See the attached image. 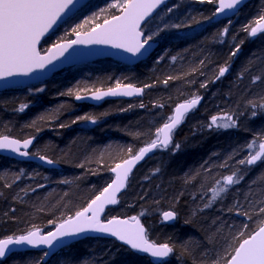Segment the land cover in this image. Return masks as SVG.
I'll list each match as a JSON object with an SVG mask.
<instances>
[{"label": "trees", "instance_id": "1", "mask_svg": "<svg viewBox=\"0 0 264 264\" xmlns=\"http://www.w3.org/2000/svg\"><path fill=\"white\" fill-rule=\"evenodd\" d=\"M108 2L92 0L45 39L40 50L61 42L57 37L71 39L78 24H83L79 31L85 32L116 15L119 10L107 9L92 17ZM167 5L175 6L171 25L188 26L160 32L154 38L159 42L156 50L137 64L125 66L104 59L79 70L58 72L43 84L0 93V135L34 136L32 151L61 165L59 170L46 169L0 156V239L34 229L47 232L84 208L110 181L112 166L155 139L156 129L168 121L175 105L194 95L202 99L175 130L169 149L155 150L134 170L119 202L104 217L135 216L145 224L150 239L174 244L172 255L157 264H212L229 226L241 227L244 222V217L236 214V203L245 212L260 206L256 201L264 200V163L249 168L238 161L249 154L247 142L258 133L264 136V109L248 104L264 98V34L248 35L254 25L250 22L264 14V0H252L233 18L218 22L212 21L216 3L170 0ZM237 45L239 51L233 56ZM225 64L229 71L214 79ZM257 75L262 78L253 83ZM117 78L144 87V94L107 100L99 106L74 101L75 92L110 87ZM22 104L27 107L21 111ZM224 113L234 114L238 127L210 129V118ZM85 116L95 123L77 119ZM177 143L181 147L173 152ZM234 149L242 150L227 160ZM226 162L229 167L221 168ZM235 167L244 176L242 182L201 211L207 202L201 197L211 195L208 189L214 180L231 174ZM157 168L159 172L154 171ZM192 176L196 178L185 183ZM253 180L256 183L250 187ZM166 210L177 213L174 223L162 222L160 215ZM259 226V219L253 217L248 231ZM185 241H189L187 252L181 247ZM205 252L207 256L202 255ZM42 256L41 251H18L0 264H154L145 254L101 238L75 242L46 262Z\"/></svg>", "mask_w": 264, "mask_h": 264}, {"label": "snow or ice", "instance_id": "2", "mask_svg": "<svg viewBox=\"0 0 264 264\" xmlns=\"http://www.w3.org/2000/svg\"><path fill=\"white\" fill-rule=\"evenodd\" d=\"M200 2H204V0H200ZM207 2L215 4L217 0H207ZM164 3L165 0H112V2L107 3L106 8H100L99 12H93L92 17L96 18L107 11V9H118L120 15H112L110 19H104L103 24H96L87 33L79 31L83 24L76 25L72 29L76 39L68 40L65 37H57V41L61 42L52 43L49 48L43 49L46 54L41 55V50L38 49L37 45L42 43V38L47 39L54 33L57 24L66 15L65 10H70V6L75 4V0H0V79L9 78L19 73L27 74L33 72V69H45L46 65L51 64L58 56H63L73 45L110 44L116 48H123L132 57L141 55L143 54L142 50H146V46L161 31L169 27L179 29L188 26L183 23L165 24L164 29L157 26L156 31L143 35L141 39L142 33L146 31L145 25L148 20L157 14V10ZM240 3L241 0H218V7H216L212 15L226 14V10L234 12ZM167 11L171 13L173 8H168ZM204 19L208 20L210 17H204ZM87 20L88 18L86 17L85 21ZM193 22L199 23L196 20ZM250 23H254L255 26L251 27V31L248 32L249 37L264 34V14H261ZM247 28L248 26L246 25L245 31H247ZM227 30V27H225L224 32L226 33ZM241 43L243 42L241 41ZM239 47L240 45L236 46L232 53L233 56L238 53ZM228 71L229 67L227 64L219 67L218 74L214 79H219ZM261 78L260 75L253 76L252 81L255 83ZM206 86V83L201 84V88ZM145 87L149 86L145 85ZM37 91H41V89H37ZM141 91L142 89L134 88L131 84L121 86L117 83L116 88L109 89L107 93L98 92L93 98L98 100L106 95L117 94L131 96ZM70 93L71 90H69ZM82 98L79 95L76 97L78 100ZM201 99L202 97L199 95H194V98L177 104L174 114L167 118L168 122L156 129V138L151 143L141 147L135 155H130V158L124 160L122 164H117L112 168L111 172L115 173L116 178L111 183H108L107 187L99 191V194L88 203L86 208L82 211H77L74 218L69 217L59 224L55 231H49L46 235H41L40 230L36 229L35 231L27 232L26 235L6 236L0 239V258L6 257L9 253L15 251L17 247L45 245L47 250L44 252V256L40 258L43 260L53 250L76 242L77 238L87 233L114 237L125 245L130 246L132 250L149 254L154 258V264L164 258H168L174 252L175 245L170 246L167 241L159 243L150 240L145 227L137 217H131L130 219L133 223L130 224L129 220L120 219L117 216L105 221L102 219L101 214L105 213L106 205H116L119 202L117 194L122 189H125L126 181L133 170V166L144 159L146 154L152 153L154 150L169 149L173 142L174 130L186 119L187 114L198 106ZM248 104L253 109H264V98L259 101L249 100ZM26 107L27 105L22 104L20 110L22 111ZM161 107L163 106L161 105ZM256 114V111L252 112L253 117ZM77 119L91 120L95 123V120L87 116L78 117ZM208 127L210 129L215 127L216 129L228 130L237 128L238 123L237 119L234 118V114L224 113L223 115L212 116ZM31 143L32 140H24L23 148L27 149ZM20 146L19 140L9 139L7 136L0 137V150L8 149L25 157L37 155V153L20 151ZM180 147V144L177 143L172 148V151H178ZM246 148L249 154L244 159H240L238 165H247L251 168L258 163H264V136L259 133L256 134L251 141L247 142ZM241 150L234 149L232 154L227 157V160H231ZM131 152L132 149L129 148V153ZM38 158L47 164L55 163V161L48 159L44 155H39ZM220 167L227 169L229 165L226 162L221 164ZM154 171L159 172V168ZM196 175L198 176L199 172ZM145 178L147 179V177ZM195 178L196 176L187 178L185 183H189ZM16 179L19 180L20 176L17 175ZM243 179L244 176L240 174L239 167H235L231 174L215 179L213 186L208 189L211 195L208 196L206 193L205 196L201 197L202 199H207V202L203 204V208L200 210L212 207L218 200L223 199L233 186L240 184ZM64 182L67 183V181ZM255 183L256 181L253 180L250 183V187ZM38 187H42V185H38ZM201 187L203 188V185ZM256 204L260 206H254L251 211L245 212L241 211L239 202L236 203V214L243 216L244 222L241 227L229 226V233L222 238V247L215 250L216 257L212 264H264V200L256 201ZM89 212H91V215H87ZM195 214L196 210L194 209L192 215ZM176 216L177 213L175 211H165L162 214V222L172 221ZM253 217L259 219L260 226L258 230L249 232V224ZM245 236L247 238H244ZM188 243L189 241H185L181 245L186 252L188 251ZM236 244L238 246H234ZM202 255L207 256L208 253L205 252Z\"/></svg>", "mask_w": 264, "mask_h": 264}, {"label": "water", "instance_id": "3", "mask_svg": "<svg viewBox=\"0 0 264 264\" xmlns=\"http://www.w3.org/2000/svg\"><path fill=\"white\" fill-rule=\"evenodd\" d=\"M91 0H75V4L73 6H70V10H65L66 11V15H64V18L57 24L56 28H55V31L60 27L62 26L69 18H71L72 16H74L81 8H83L88 2H90ZM170 0H165V3L164 5H161L159 7V9L157 10V13L162 9L164 8L168 2ZM252 0H241V3L236 7L235 11L234 12H228L226 10V14H217L216 16H213L212 18V21L213 22H218V21H222V20H227V19H231L233 18L234 16H236V14L246 5L248 4L249 2H251ZM216 7H218V0L216 2ZM116 15H120V12L117 13ZM154 17V16H153ZM152 17V18H153ZM111 18V17H110ZM108 18V19H110ZM151 18V19H152ZM150 19V20H151ZM148 20V22L150 21ZM143 23V22H142ZM99 24H103V22L99 23ZM255 26V24L253 25V27ZM91 29H89L88 31H85V32H81V33H87L89 32ZM251 31V29H250ZM143 35L144 33H142V36H141V39L143 38ZM72 39H76V36L75 34L73 35ZM45 39L42 38V42L44 41ZM71 40V39H70ZM42 43L38 44L37 47L38 49H40V45ZM159 45V42L158 41H151L150 44L148 46H146V50H142L143 54L141 55H137L136 57H132L130 53H127L123 48H116V47H113L112 45H73L71 48L68 49L67 52L64 53L63 56H58L56 60H53L51 62V64L49 65H46L45 66V69H33V72H29L27 74H23V73H19V74H16L12 77H9V78H4V79H0V93L3 92V91H6V90H9V89H15V88H19V87H24V86H29V85H36V84H42L44 83L45 81H47L48 79H50L53 74L59 72V71H62L66 68H69V67H73V66H82V65H85V64H90V63H93V62H96V61H99V60H104V59H111L115 62H118L120 64H123L125 66H133L135 64H137L138 62L146 59L148 56H150L157 48V46ZM51 46V45H50ZM49 46V47H50ZM48 47V48H49ZM46 53L45 52H41V55H45ZM127 57V58H126ZM121 86L123 85H127V84H120ZM133 85L134 88H140L142 89V91L140 93H134L133 95L131 96H127V95H123V94H117V95H106V96H103L101 97L100 99H94L93 97L98 93V92H105L107 93L109 91V89H114L117 87L116 86H113V87H110V88H99V89H96V90H92V91H89V92H86V93H82V94H77L74 96V101L78 104H82V103H86V104H89V105H95V106H99L101 105L102 103H104L105 101L107 100H119V99H133V98H138V97H141L143 94H144V88L142 86H137V85H134V84H131ZM81 96L83 97L82 99H76L77 96ZM192 99V98H191ZM190 100V99H188ZM186 100H183L181 102H178L177 104H180V103H184ZM176 104V105H177ZM175 105V107H176ZM175 107L173 108V111L171 113V115L174 114V109ZM194 110V109H193ZM192 110V111H193ZM191 111V112H192ZM190 113V112H189ZM188 113V114H189ZM168 122V121H166ZM163 126V124L161 125V127ZM177 129V128H176ZM175 129V130H176ZM174 130V132H175ZM174 134V133H173ZM3 136H7L9 139H15V140H19L20 141V151H28L29 153H35V152H32V149H33V146L36 142V137H26V138H16V137H13V136H9V135H0V137H3ZM24 140H32V143L29 145V147L27 149L23 148V141ZM151 143V142H150ZM149 144V143H148ZM147 144L143 145L142 147L146 146ZM140 149V148H139ZM139 149L136 151L138 152ZM155 151V150H154ZM153 151V152H154ZM136 152L133 154L135 155ZM152 152V153H153ZM152 153H149V154H146L145 158L142 159L141 161H139L135 166H133V170L128 178V180L126 181V187H127V184H128V181L132 175V173L134 172V170L139 166L141 165L144 160L149 156L151 155ZM39 155H42V154H39L37 153V155H29V156H21L19 155L18 153L16 152H12L11 150H8V149H3V150H0V156H3V157H8V158H11V159H14V160H17V161H29V162H33L39 166H41L42 168H46V169H57L59 170L61 168V165L55 161V163L53 164H47L43 161H41L38 156ZM45 156V155H44ZM47 157V156H46ZM48 159H51L49 157H47ZM129 157L119 161L118 163H116L113 168L117 165V164H122L124 160L126 159H129ZM52 160V159H51ZM112 174V179L109 183L112 182V180H114L116 177H115V173L111 172ZM107 187V186H106ZM125 187V189H126ZM125 189H122L120 193L117 194V198L119 200L121 194L125 191ZM99 194V193H98ZM95 198V197H94ZM92 198V199H94ZM91 199V200H92ZM90 200V201H91ZM89 201V202H90ZM88 202V203H89ZM88 206V204L84 207L86 208ZM115 205H106L105 207V213H102L101 216H102V219H104L106 221V219H110L111 217L109 218H105V214L107 212V210L111 207H113ZM83 208V209H84ZM83 209H81L80 211H82ZM166 211H173V210H166ZM165 212V211H164ZM163 214V212H162ZM162 214L160 215V218L162 220ZM87 215H91V212L87 213ZM70 217H75V214L70 216ZM113 217V216H112ZM119 217L120 219H127L129 220V223L132 224L133 221H131L130 218L128 217H122V216H117ZM177 217V216H176ZM69 218V217H68ZM68 218L58 222L53 228H51L49 231H55L56 227L63 223L65 220H67ZM140 223L145 227L146 231H147V234H148V230L145 226V224L142 222V220L140 218H137ZM176 221V218L172 221H167L165 223H174ZM36 229L34 230H31V231H35ZM40 230V229H39ZM258 230V228L256 229ZM47 231V232H49ZM47 232H43L40 230V234L41 235H46ZM27 233L25 234H20V235H26ZM16 236H19V235H16ZM15 237V236H14ZM85 238H101V239H110V240H114L115 242L121 244L122 246L124 247H127L129 249L130 246L128 245H125L123 242L121 241H118L116 238L114 237H111V236H99L98 234H95V233H87L85 234L84 236H81L79 238H77L76 242L80 241V240H83ZM149 238V236H148ZM3 239V238H1ZM150 239V238H149ZM152 240V239H150ZM153 241V240H152ZM75 242H72L70 243L69 245L67 246H64L62 248H57L55 250H53L51 252L50 255L44 257L43 261L46 262L48 261L49 259H51L55 254H57L58 252L64 250L65 248L69 247L71 244H73ZM47 250V246L45 245H40L38 247H31V246H22V247H17L15 251L9 253L6 257L4 258H0V261L2 260H5L7 257H9L12 253L14 252H18V251H41L43 252V256H44V252ZM136 251V250H134ZM138 252V251H137ZM140 253V252H139ZM142 254H145V253H142ZM146 256H148L151 260L154 261V258H152L149 254H145ZM172 254H170L171 256ZM169 256V257H170ZM168 257V258H169ZM168 258H164L162 261L168 259ZM162 261H158L157 263H160Z\"/></svg>", "mask_w": 264, "mask_h": 264}, {"label": "rangeland", "instance_id": "4", "mask_svg": "<svg viewBox=\"0 0 264 264\" xmlns=\"http://www.w3.org/2000/svg\"><path fill=\"white\" fill-rule=\"evenodd\" d=\"M112 2V0H109L108 3ZM96 3H99V1H97ZM168 8H173V11L171 13H169L167 11ZM118 10V9H117ZM175 11V7H173V5H167L165 6L162 10H160L153 19H151L146 25H145V29L146 31L143 32L144 35H146V32H152V31H156L157 26H159L161 29H164V25H171V17L173 12ZM171 27L161 31L164 33H167V31L170 29ZM81 66H77V67H71V69H75L77 68L79 70ZM77 70V71H78ZM77 71H71L69 73H74ZM79 72V71H78ZM69 73H66V75H69ZM115 83H121L120 81H118V78L114 81ZM74 94L77 95V93L75 92ZM37 152V151H34Z\"/></svg>", "mask_w": 264, "mask_h": 264}, {"label": "bare ground", "instance_id": "5", "mask_svg": "<svg viewBox=\"0 0 264 264\" xmlns=\"http://www.w3.org/2000/svg\"><path fill=\"white\" fill-rule=\"evenodd\" d=\"M252 27H253V26H252ZM119 84H131V83H119ZM116 85H117V83H116L115 85H113V86H116ZM113 86H110V87H113ZM110 87H105V88H110ZM143 88H144V87H143ZM74 96H75V95H74ZM73 98H74V97H73ZM33 137H34V136H33ZM124 159H125V158H124ZM122 160H123V159H122ZM120 161H121V160H120ZM118 162H119V161H118ZM118 162H116V163H118ZM116 163H115V164H116ZM115 164H114V165H115ZM114 165H113V166H114ZM113 166H112V168H113ZM112 168H111V169H112ZM111 169H110V173H111ZM111 176H112V174H111ZM111 179H112V177H111ZM111 179H110V181H111ZM110 181H109V182H110ZM109 182H108V183H109ZM108 183H107V184H108ZM107 184H106L104 187H106ZM104 187H103V188H104ZM103 188H102V189H103ZM102 189H101V190H102ZM101 190H100V191H101ZM98 193H99V192H98ZM98 193H97V194H98ZM97 194H96V195H97ZM96 195H95V196H96ZM95 196H94V197H95ZM94 197H93V198H94ZM82 209H83V208H82ZM79 211H80V210H79ZM75 213H76V212H75ZM75 213H74V214H75ZM74 214H73V215H74ZM71 216H72V215H71ZM54 226H55V225H54ZM54 226H53V227H54ZM53 227H52V228H53ZM24 234H25V233H24ZM246 238H247V237H246ZM237 246H238V245H237ZM152 261H153V260H152ZM160 263H161V262H160Z\"/></svg>", "mask_w": 264, "mask_h": 264}, {"label": "flooded vegetation", "instance_id": "6", "mask_svg": "<svg viewBox=\"0 0 264 264\" xmlns=\"http://www.w3.org/2000/svg\"><path fill=\"white\" fill-rule=\"evenodd\" d=\"M184 122V121H183Z\"/></svg>", "mask_w": 264, "mask_h": 264}]
</instances>
